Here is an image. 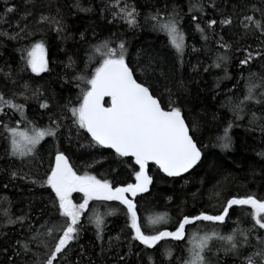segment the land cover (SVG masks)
Listing matches in <instances>:
<instances>
[{"label": "snow or ice", "instance_id": "1", "mask_svg": "<svg viewBox=\"0 0 264 264\" xmlns=\"http://www.w3.org/2000/svg\"><path fill=\"white\" fill-rule=\"evenodd\" d=\"M23 3L25 9L15 21L11 17L18 8L10 0H4L0 10V47L13 42V51L19 53L14 68L8 64L5 71L0 66V80L11 85L10 96L0 91V185H26L33 196L36 189L47 195L41 197L42 206L29 199L27 210L18 214L10 197L0 200V231L16 226L21 230L15 236L3 232L0 264H96L91 257L85 262L87 249L80 244L90 230L92 246L103 256L113 254L112 264H128L127 255L118 251L124 244L128 254L136 249L139 264H228L221 254L232 264H264V197L255 192L224 195L229 177L209 189V202L218 201L211 208L184 212L178 205L171 229L167 212L141 216L143 194L150 193L154 183L150 165L171 178L198 174L208 163L205 150L211 146L232 151L233 129L241 126L259 130L264 143V0H228L230 12L217 0H186V5L154 0L144 12L136 0H101L99 12L108 24L133 32L147 26L166 37V50L142 46L133 55L118 31L99 40L93 31L94 43L81 32L79 39L87 45L82 67L69 55L66 63L61 61L60 72L43 30L47 25L62 40L71 38L63 35L66 25L59 9L56 15L40 12L29 22L40 5L37 0ZM72 8L96 11L91 4L84 7L82 0H74ZM189 32L199 34L201 48L187 43ZM250 37L255 47L245 43ZM200 52L214 54L205 73L223 72L214 77L212 99L230 118L213 112L208 120L206 112L193 114L189 107L199 101L203 89L193 95L189 81L198 85L199 80L178 73L187 55ZM234 60L238 78L229 71ZM201 63L190 65L192 73H199ZM42 74L55 75L54 82L67 89L63 103L43 85L33 84L36 78L44 79ZM233 79L231 88L221 89L223 81ZM54 102L57 111H52ZM30 105H35L31 115ZM44 115L47 124L40 122ZM74 144L81 165L73 160ZM256 155L264 161V150ZM210 167L218 170L222 165L213 162ZM122 172L129 178L121 180ZM202 196L199 189L192 193L193 201ZM237 212L246 225L241 216L233 218ZM108 217L123 218L119 234H109Z\"/></svg>", "mask_w": 264, "mask_h": 264}, {"label": "trees", "instance_id": "2", "mask_svg": "<svg viewBox=\"0 0 264 264\" xmlns=\"http://www.w3.org/2000/svg\"><path fill=\"white\" fill-rule=\"evenodd\" d=\"M37 2L40 7L34 10V15L29 18V22L37 20L40 12H43L45 15H56L57 9H59V14L63 17L66 25V32L63 35L71 34L70 39L62 40L56 31L52 30L47 25L44 26L43 30L46 34V41L50 48L51 58L56 61L57 72L62 71L63 65L61 64V61L66 63L69 55L73 56V58L77 60L78 66L82 67L80 61L84 58L87 45L79 39L81 32H85L86 39L94 43L95 40L103 39L111 32L118 31L122 33L123 38L129 42V51L133 53V55L136 50L142 46L147 47L152 45L155 48L166 50V37L163 34L158 35L157 33L152 32L147 26L143 30H136L133 32L128 31L123 25L108 24L107 21L101 17L99 12L101 0H82L84 7H88L89 4H91L96 8V11L91 13L78 12L72 8L74 0H37ZM136 2L141 6V11L144 12L148 10L146 6L153 3L154 0H136ZM179 2L186 5V0H179ZM253 2L259 3V0H253ZM10 3L18 8V13L11 17V19L15 21L19 18V15L23 13L25 5L23 0H10ZM217 3H220L226 12L231 11L230 6H228V0H217ZM3 6L4 0H0V10H2ZM186 10L187 8L185 6V11ZM209 11L212 10L210 9ZM108 18L111 19L110 16ZM93 31L97 34L95 40L93 39ZM234 31L238 35V30L234 29ZM232 39L235 40L236 36L233 35ZM6 43V47H0V66H3L5 71H7L8 64H11L14 68L19 60V53L13 51V42ZM187 43L189 45H195L197 48H201L204 42L200 40L199 34L192 35L191 32H189ZM245 43H251L253 44V47H255L257 42L254 38L250 37ZM233 51H235V47L233 48ZM213 55L214 54L204 52L190 53L185 57L186 66L180 73H178V76L182 75L185 79L195 76L196 79L199 80L198 85L189 81L188 86L192 89L193 95L196 94L198 88L203 89V91L200 92L199 101H193L189 106L193 109V114L204 115L206 112L207 119L211 120L213 112H217V114H223L230 118L227 110L220 108L218 100L212 99V90L215 87L214 77L217 75L222 76V70H210L208 73L203 71L204 66L211 63ZM198 61L202 62L200 64V71L199 73H192L190 65L196 64ZM235 63L236 61L234 60L233 66L229 68V71L235 78H238L239 73L235 68ZM254 70L258 71L259 69L254 68ZM42 75L44 76V79L36 78L33 81V84L43 85L44 88L48 90L50 96L55 95L56 100L63 103L64 98L68 95L67 89L61 88L59 83L54 82L56 80L55 75L51 78H49L47 74ZM235 82L236 79L225 80L221 83V89L226 90L227 88H231ZM10 89L11 85L9 83L0 80V91H3L6 96H10ZM76 91L75 88H72L73 93ZM32 107H35V105L29 106V115H31ZM52 111H57L55 102ZM16 119H19V117H16ZM40 122L47 124V115H44ZM242 123L246 124V121ZM21 127H23V125H21ZM233 136L235 143L232 151L222 152L219 147L211 146L205 150L208 155V163L198 174L191 176L187 174L183 178H171L164 176L163 173H159L154 166L150 165L149 174L153 176L154 183L150 188V193L143 194L145 199L141 201V216L147 218L156 213L167 212L171 216V223L167 225V227L171 229V224H174L179 216L177 210L178 205L183 206L184 212H194L201 207L211 208V204L218 203L216 200L209 202V189L212 188L217 180H223L224 177H229L227 184L224 185V195H228V193H232L233 195H244L248 192H255L264 197V171H262L264 170V161L256 155L258 151L264 150V143L261 142V133L259 130L252 132L246 131L245 128L241 126L233 129ZM203 138L205 143H207V135ZM3 144V140H0V153L3 151ZM71 152L75 153L73 156L74 162L77 163V165H81L82 161L77 159L80 152L77 150L75 144L71 147ZM213 162L221 164L222 168L214 170L210 167ZM0 166H3V161H0ZM253 170L255 171V175H253ZM128 178L127 172L121 173V180H126ZM198 189L203 193V196L198 200L193 201L192 193L197 192ZM4 195H7L15 202L12 211L18 214L20 209L27 210L26 205L29 199L33 201L34 206H42L41 197L42 195L46 196L47 193H44L43 190L36 189L33 196L27 191L26 185H21L19 189L15 187L2 189V185H0V200H2ZM74 196H79V194H74ZM168 197H172V200L169 201L167 199ZM100 211H104V209L102 208ZM2 214V210H0V216H2ZM236 216H241V219H244L239 212L235 213L233 218ZM107 220L109 234L112 236L119 234V230L123 226V218L108 217ZM244 222L246 225L247 220L244 219ZM89 227L91 229V226ZM231 227L232 225L229 224V227L224 228L223 231L228 232ZM4 231L9 232V235L15 236L21 230L18 226H16L15 229H3L0 231V240L4 239ZM93 239L94 237L90 230L83 233L80 240V244L85 245L87 249L84 253L85 262L88 257H91L96 264H112L113 254H108L106 256L101 255L99 247L94 248L92 246ZM118 251L120 254L127 255L128 264H139L135 255V248L131 254H128V247L124 244L118 249ZM76 258H79L78 254ZM3 259L4 255L0 254V260ZM221 259H227L228 264H232L231 258H225L223 257V254H221Z\"/></svg>", "mask_w": 264, "mask_h": 264}, {"label": "water", "instance_id": "3", "mask_svg": "<svg viewBox=\"0 0 264 264\" xmlns=\"http://www.w3.org/2000/svg\"><path fill=\"white\" fill-rule=\"evenodd\" d=\"M185 175H187V174H185ZM177 178H179V177H177Z\"/></svg>", "mask_w": 264, "mask_h": 264}]
</instances>
